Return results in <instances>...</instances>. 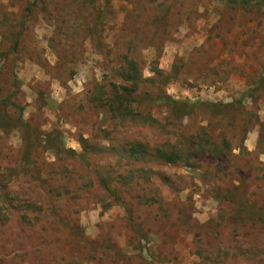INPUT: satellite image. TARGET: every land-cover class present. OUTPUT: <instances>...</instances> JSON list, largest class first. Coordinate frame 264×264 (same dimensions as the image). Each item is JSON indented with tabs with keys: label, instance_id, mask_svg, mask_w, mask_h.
Returning <instances> with one entry per match:
<instances>
[{
	"label": "rangeland",
	"instance_id": "1",
	"mask_svg": "<svg viewBox=\"0 0 264 264\" xmlns=\"http://www.w3.org/2000/svg\"><path fill=\"white\" fill-rule=\"evenodd\" d=\"M230 1L0 0V264H264V4Z\"/></svg>",
	"mask_w": 264,
	"mask_h": 264
},
{
	"label": "trees",
	"instance_id": "2",
	"mask_svg": "<svg viewBox=\"0 0 264 264\" xmlns=\"http://www.w3.org/2000/svg\"><path fill=\"white\" fill-rule=\"evenodd\" d=\"M231 2V1H230ZM231 3H240L241 5H243V4H246L247 2L246 1H243V0H238V1H232ZM251 3H255V4H259V3H262V4H264V1L263 0H252L251 1ZM130 149V148H129ZM128 149V150H129ZM130 151V153H134V152H136L137 150H135V149H130L129 150ZM155 154L158 156V158L160 159V160H162L164 163H166V164H172V162L174 161V158L176 157L177 158V156L174 154V155H172L170 152L168 153V152H163V151H160V150H156L155 151Z\"/></svg>",
	"mask_w": 264,
	"mask_h": 264
},
{
	"label": "crops",
	"instance_id": "3",
	"mask_svg": "<svg viewBox=\"0 0 264 264\" xmlns=\"http://www.w3.org/2000/svg\"><path fill=\"white\" fill-rule=\"evenodd\" d=\"M262 115H263V114H262ZM251 141H252V140H251ZM242 145H243V147H245L246 149H248V148L250 149V147H252L251 145L247 147V146H246V141H244Z\"/></svg>",
	"mask_w": 264,
	"mask_h": 264
}]
</instances>
